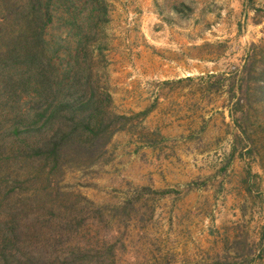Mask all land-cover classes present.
<instances>
[{"label": "rangeland", "instance_id": "obj_1", "mask_svg": "<svg viewBox=\"0 0 264 264\" xmlns=\"http://www.w3.org/2000/svg\"><path fill=\"white\" fill-rule=\"evenodd\" d=\"M112 4L109 83L132 125L70 179L75 224L41 222L33 262L264 264V0Z\"/></svg>", "mask_w": 264, "mask_h": 264}, {"label": "trees", "instance_id": "obj_2", "mask_svg": "<svg viewBox=\"0 0 264 264\" xmlns=\"http://www.w3.org/2000/svg\"><path fill=\"white\" fill-rule=\"evenodd\" d=\"M112 1L0 0V264H36L28 238L56 211L75 224L70 179L132 125L109 83Z\"/></svg>", "mask_w": 264, "mask_h": 264}]
</instances>
